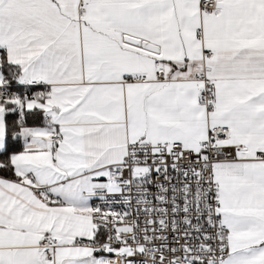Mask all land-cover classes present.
I'll use <instances>...</instances> for the list:
<instances>
[{"label":"snow or ice","instance_id":"snow-or-ice-1","mask_svg":"<svg viewBox=\"0 0 264 264\" xmlns=\"http://www.w3.org/2000/svg\"><path fill=\"white\" fill-rule=\"evenodd\" d=\"M0 264H264V0H0Z\"/></svg>","mask_w":264,"mask_h":264}]
</instances>
